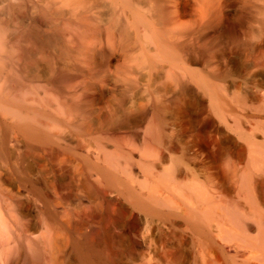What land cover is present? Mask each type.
I'll return each instance as SVG.
<instances>
[{
  "label": "bare ground",
  "instance_id": "obj_1",
  "mask_svg": "<svg viewBox=\"0 0 264 264\" xmlns=\"http://www.w3.org/2000/svg\"><path fill=\"white\" fill-rule=\"evenodd\" d=\"M226 1L0 0V264H123L154 249L160 209L175 220L159 227L199 235L212 264L217 238L264 263L254 188L227 201L221 179L214 63L240 24L221 18ZM205 16L209 48L188 25ZM251 151L264 172V147Z\"/></svg>",
  "mask_w": 264,
  "mask_h": 264
},
{
  "label": "rangeland",
  "instance_id": "obj_2",
  "mask_svg": "<svg viewBox=\"0 0 264 264\" xmlns=\"http://www.w3.org/2000/svg\"><path fill=\"white\" fill-rule=\"evenodd\" d=\"M231 1L228 0L224 3V7L221 8L224 13L221 12L220 16L224 20L226 17L227 19L229 18L228 20L226 19L229 22L232 19L231 23L233 25L240 23L237 27L234 25V29H239H237L238 32L234 30L236 32H234L235 36L233 35V38L236 41L233 39L231 40L233 43L229 42L231 46L233 45L229 49L231 46L227 43L226 38L224 40V37H222L224 41H221V46H227L228 44V50L223 47L226 50L223 53L220 52L224 54V57H221L222 59L219 57V60L217 59L216 63H214L215 66L212 65L210 67L212 69L214 66V70L220 71L219 95L222 115L218 118V122L227 135L231 137V140H228L229 142L224 145L220 160L221 179L222 184L227 189V196L225 197L227 201L238 202L243 205H245L247 200L246 182L249 180V186L255 190L260 214L264 220V172L258 169V164L255 163L251 151V146L264 147V0ZM227 2L231 3L227 4ZM206 17H203L205 23L203 22L202 24L201 22L202 26L197 29L195 27L198 25L195 26L193 24L191 26L192 22L189 19L191 23L188 24L189 28L192 27L189 32H194L193 35L190 33L191 38L190 35L189 38L195 39L196 37V42L204 44L205 47L207 45V48H209L210 45L215 44L213 39L216 42L220 41V34L217 30V32L215 31V27L219 29L214 23L215 21L211 22V18L208 19L209 17ZM198 31L199 33H197ZM209 51L206 53H214L211 50ZM234 123L239 125L238 129L233 127ZM175 136L174 133L169 132L168 140L172 144H176V149L179 148L176 154L180 156L183 154V150L180 149V145L177 142L178 139ZM151 219H153L151 222L156 227L151 232V241L155 245V250L153 247L150 249L142 247V249L138 250L137 255L132 257L124 256L123 264H139L143 259H145L143 262L149 263L151 261L154 264H212L206 243L199 235L185 229L181 225L175 226L170 231L159 227L164 220H175L172 214L160 209L158 214ZM221 221L222 223L225 221L224 210L221 211ZM144 229L141 231L142 233L144 231V233L148 232L146 227ZM148 234L150 235V232ZM250 234L256 236L257 230L253 228ZM216 241L221 254L219 264H264L251 258L249 256L251 254L248 253L246 255L251 258L250 260L248 259L249 257L246 258L247 256L245 258L238 257L235 252L237 248H235L234 242L226 241L222 238H217ZM238 248L242 249L243 247L239 246ZM141 250L144 251L142 252ZM148 252L152 253L151 259L153 261L149 259L150 255H148ZM143 253L146 254L143 255Z\"/></svg>",
  "mask_w": 264,
  "mask_h": 264
}]
</instances>
